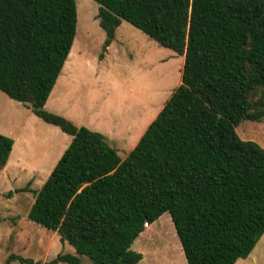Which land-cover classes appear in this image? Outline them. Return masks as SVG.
I'll use <instances>...</instances> for the list:
<instances>
[{
    "label": "trees",
    "instance_id": "1",
    "mask_svg": "<svg viewBox=\"0 0 264 264\" xmlns=\"http://www.w3.org/2000/svg\"><path fill=\"white\" fill-rule=\"evenodd\" d=\"M95 1L107 47L126 20L184 56L182 82L122 159L102 132L45 108L76 39V0H0V90L72 136L28 216L76 255L36 264H139L129 247L166 212L188 264L248 258L264 235V147L237 127L264 120V0ZM13 145L0 134V171Z\"/></svg>",
    "mask_w": 264,
    "mask_h": 264
},
{
    "label": "rangeland",
    "instance_id": "2",
    "mask_svg": "<svg viewBox=\"0 0 264 264\" xmlns=\"http://www.w3.org/2000/svg\"><path fill=\"white\" fill-rule=\"evenodd\" d=\"M76 4L78 27L71 57L76 62L80 53V60L83 61L81 72L85 78L78 83L76 92L68 97L74 104L71 108L75 115L83 120L98 118L99 124L107 127L114 124L127 126L133 121L135 124L136 121H145L146 124L159 114L181 84L184 56L161 45L126 20L118 28L116 39L107 47L106 32L97 18L100 5L95 0H76ZM102 54L107 57L104 61L99 60ZM261 94L262 89L251 93L253 112L259 109L254 103L259 101ZM6 95L0 90V102L6 101ZM108 95V110L104 112L102 101ZM79 96L93 99L98 113L88 112L92 109L88 104L77 103L75 100L80 99ZM95 98L100 103H96ZM0 118V122L11 131L16 130V124L10 117L0 114ZM37 119L42 125L37 127L41 138L30 141L26 152L18 145L6 171L0 174V264H8L11 254L31 258L35 261L33 264L36 261L50 262L59 253L76 255L74 246L68 241L63 242L58 232L30 220L28 216L35 201V190L42 188L57 163L58 155L52 151L54 144L68 148L72 141V136L59 127L48 124L40 117ZM237 132L242 139L255 141L264 147V120H244L237 127ZM49 137L55 141H47ZM113 146L118 149L121 158L129 154L127 147ZM28 185L32 191L14 192ZM10 191H13L12 196ZM171 220L170 213L166 212L134 241L131 250L143 254L139 264H188ZM82 261L91 263L87 256H83ZM10 264L24 263L15 260ZM236 264H264V235L250 256L239 259Z\"/></svg>",
    "mask_w": 264,
    "mask_h": 264
},
{
    "label": "crops",
    "instance_id": "3",
    "mask_svg": "<svg viewBox=\"0 0 264 264\" xmlns=\"http://www.w3.org/2000/svg\"><path fill=\"white\" fill-rule=\"evenodd\" d=\"M116 37H117V35H116ZM72 53H73V50H71V52L69 54V57H68L65 65L63 67V70H62V72H61V74H60V76H59L48 100H47L45 108L48 109V111H50L52 113H56V114H59V115L66 117L67 119L72 121L78 127L86 126V127L90 128L94 131L102 132L109 139H111L110 143L112 145L117 144V145H120L123 147L125 146V147H127L128 151L130 153L131 150H133V148L139 142L140 138L145 133L148 126L157 117V114L151 120H149L146 124H144L145 121H136V124L133 121L132 123H130L127 126L114 124L111 127H107V126H103V125L99 124L98 118L87 117V118H85V120H83V119L77 117L75 115V111L71 108V106H74V104L68 100V97H70V94H73L76 92L78 83L81 81V79H83L85 77H84V75H82V72H81L83 61L80 60V58H81L80 53L76 57V59H79L76 62L72 61V57H71ZM106 58L107 57L104 54L102 56V58H99V60L104 61ZM68 66L70 67L69 70H68ZM96 75H98V74H96ZM6 97H5L6 101H4L3 103L0 102V106H2V108L0 109V114H3V115L10 117L12 119V121H14L16 124V130L11 131V129L8 126H6L0 122V133L3 135H6L8 137H12V139L14 140V145H13L12 151L10 153L8 162L5 165V167L0 171V174H2L3 172L6 171V167L8 166V163L11 161L12 157L15 155V148H17L18 145H21L22 149H23L22 151L26 152L28 147L30 146V141H37L39 138H41L40 135L37 133V127H42V125L39 123V121L37 119L39 117L34 113L32 108H30L28 105H26L22 102H19L17 100L10 98L8 95H6ZM76 97H78V96H73V98H76ZM79 98L81 100L80 99L75 100L77 103L81 102L83 104H88L89 107L92 108V109H88V112L98 113V109L93 104V102H94L93 99H89V98L83 99L81 96H79ZM96 98H98V97H96ZM108 100H109V95L102 101V105H103L102 108L105 110L104 112H106L108 110L107 105H106L108 103ZM96 103H100V100L98 99L96 101ZM77 119L82 120V121H86V122H79ZM0 121H1V118H0ZM52 125L57 126L54 124H52ZM57 127H59V126H57ZM140 128H141V130H140ZM46 129L48 131H52L50 128L49 129L46 128ZM55 130H56L55 132H59V131H57V129H55ZM47 141H55V139L53 137H49V139ZM66 147H67L66 145H63L61 147L60 145L54 144V148L52 151H54L53 153L58 155L57 156V163H58L59 159L61 158V156L66 151V149H67ZM24 152H21V153H24ZM125 158H122V159H125ZM20 160L21 159L19 158V161ZM35 198H36V194H35ZM158 219L156 221H158ZM171 219H172V217H171ZM171 222L173 224V220H171ZM154 223H152L151 226ZM148 225H150V224H148ZM148 225L146 226L145 230L147 228H149ZM145 230L140 235L145 234ZM133 243H134V241H133ZM131 246L129 247V249H131ZM81 258H82V256H81ZM37 262H39V261H36V263ZM24 264H27V263H24Z\"/></svg>",
    "mask_w": 264,
    "mask_h": 264
},
{
    "label": "built area",
    "instance_id": "4",
    "mask_svg": "<svg viewBox=\"0 0 264 264\" xmlns=\"http://www.w3.org/2000/svg\"><path fill=\"white\" fill-rule=\"evenodd\" d=\"M148 224H146V226H147Z\"/></svg>",
    "mask_w": 264,
    "mask_h": 264
}]
</instances>
